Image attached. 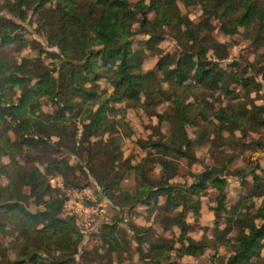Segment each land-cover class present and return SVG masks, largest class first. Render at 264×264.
I'll return each mask as SVG.
<instances>
[{"label": "trees", "instance_id": "obj_1", "mask_svg": "<svg viewBox=\"0 0 264 264\" xmlns=\"http://www.w3.org/2000/svg\"><path fill=\"white\" fill-rule=\"evenodd\" d=\"M176 1L0 0V8L19 20L25 18L27 11L33 13L38 31L44 35L48 46L57 50L38 49L39 55L45 52L57 61L52 66L44 64L39 56L21 57L18 62L8 63L0 55V176L6 180L1 188L5 199L0 205V234L13 237L12 248L23 240V246L10 264H76L74 255L81 235L72 216L62 215L63 197L55 195L56 189L50 186L47 178L60 175L65 181L63 186L80 188L83 185L75 180L74 166L58 158L40 159L42 170L32 166L27 171L17 158L23 149L38 152V149H59L69 155H79L81 147L74 140V118L80 116V137L95 138L104 132L109 115L116 111L112 104L118 102H136L141 96L154 99L156 95L159 100H168L173 107L168 119L174 132L168 136L166 144H150L152 154H147L142 163L135 166L139 180L132 192L118 190V175L112 169L116 160L114 139H109L106 146H109L111 174L107 173L106 165L99 169L88 167L90 176L101 187V195L121 208L140 203L163 210L181 206V210L190 209L194 215L197 212L198 203L190 202L182 186L169 182L175 171L174 158L196 160L189 149L199 141L200 134L190 139L185 127L196 124V118H206L205 108L184 102L181 93L190 87H198L231 98L237 95L238 89L244 93L259 89L261 84L255 77L259 76L264 83V50L256 54L252 62L246 63L245 68L226 69L220 64L228 56L226 45L216 41L211 30L212 21H216L222 34L240 33L257 51L264 47V0H181L185 7H200L201 19L195 24L180 12ZM135 23L138 31L147 36L138 40L137 48L134 47L135 31L132 28ZM167 26L175 27L174 38L180 48L178 55L173 58L164 54L152 69L143 71L144 51L154 50ZM18 28L14 20L0 17V49L5 46L20 49L28 45L16 34ZM209 51L214 60L206 58ZM248 69L250 75H246ZM156 72L161 77L157 78ZM100 79H105L111 87L110 93L96 91L95 85ZM89 100L95 102V108L86 104ZM45 103L56 105L53 113L41 109ZM245 111L247 116L229 106L222 107L211 114L216 123L208 122L217 133L220 128L231 130L229 125L233 129L264 125V108L252 105ZM157 118L163 120L161 114H157ZM8 130H13L19 138H10ZM52 138L55 140L50 143ZM154 150L157 151L156 158ZM168 156L170 158H166ZM146 163L159 165L164 178L154 182L147 177ZM221 173V168L207 166L185 191L193 194L207 184L217 191L215 210L222 211L224 226L215 228L214 241L230 250L221 264H264V205L252 214L242 210L248 199L226 206L225 180ZM250 176L254 191L249 198L261 196L264 181L254 172ZM15 178L28 186L27 196L42 207L40 210L30 211L21 203V193L10 185ZM243 183L244 180H240V184ZM160 197H163L162 205L158 204ZM181 217L182 212L171 217L169 222L176 225L179 235L183 236L189 226ZM7 225L12 229L7 230ZM230 231L235 232L233 241L226 236ZM183 239L180 248L187 254L197 255L203 251V244ZM137 241V245L144 242L140 237ZM107 242L112 250H116L115 240L109 238ZM146 251L149 254L147 261L152 264H160V260L167 257L163 242H149ZM168 264L176 263L168 261Z\"/></svg>", "mask_w": 264, "mask_h": 264}, {"label": "rangeland", "instance_id": "obj_2", "mask_svg": "<svg viewBox=\"0 0 264 264\" xmlns=\"http://www.w3.org/2000/svg\"><path fill=\"white\" fill-rule=\"evenodd\" d=\"M134 1V0H131ZM177 6L182 14H185L194 24L200 21L201 11L198 5L184 6L181 0H177ZM1 4V3H0ZM0 17H7L14 20L19 28L16 34L22 36L27 42V46L16 49L17 47L5 46L0 49L1 57L8 63L18 62L21 57L39 56L44 64L51 66L57 61L46 56L45 52H57L54 47H49L36 27L33 13L27 11L23 20H19L7 14L0 8ZM151 18V14H148ZM135 31L134 47L137 48L138 40H144L146 35L138 31L137 23L132 25ZM163 37L157 43L154 50H145V58L141 64L143 71L152 69L156 60L164 54H169L175 58L179 52V46L174 38L175 27L167 26L163 28ZM212 37L224 43L227 48V58L220 62L226 69L241 70L245 64L252 62L255 55L262 52L264 47L253 50L250 40L244 38L240 33L233 35H224L218 30L216 21H212ZM38 49L43 50L40 55ZM208 60H214L210 51L206 54ZM234 63V65H232ZM249 69L246 75H250ZM156 77H161L156 72ZM261 86L258 90L250 89L244 93L238 89L237 95L228 98L218 91L202 90L198 87H190L188 90H182L181 97L184 102H191L193 105H202L205 108L206 118L204 120L196 118L197 123L192 126H186L185 130L190 139H194L196 134H200L199 141L194 143L189 152L196 160L188 161L184 157L174 158L175 171L170 183L182 186L184 194L189 195L190 202L198 203V209L195 215L190 209L181 210V206L173 207L167 210L153 208L151 205L135 204L132 207H119L113 201L101 195V187L97 185L90 176L88 167L99 169L106 165L107 173L111 174L110 158L106 144L109 139H114L113 149L116 152V160L112 163L113 170L118 175V190L132 192L137 186L139 180L138 171L135 166L142 163V159L147 154H152L151 143L161 142L166 144L170 134L174 132L168 116L172 113L173 107L168 100H159L144 98L141 96L136 102H118L112 104L116 109L115 113L109 115L105 123L104 132L97 137H80L81 120L80 116L74 118L76 129L74 140L78 141L79 155L73 156L63 153L62 150H25L23 149L17 161L22 168L27 171L36 166L42 170L43 164L40 159L58 158L62 162L74 166L75 180L79 185H83L78 190V194L72 198L80 206L76 207V212L71 216L74 224L80 233V241L76 247L74 255L76 264H152L148 260L147 246L149 242H163L166 246V258L160 260V264L169 262L176 264H221L230 252L229 248L215 243L217 236L215 228L222 229L224 226V217L221 210L216 209V189L207 184L205 188L193 194L185 191L197 175L207 166H215L222 169L221 177L225 180V199L224 204L240 203L243 199H248V203L243 204L242 210H248L252 214L256 208L264 205V193L258 197H250L253 193L250 173L254 172L264 181V125H253V127H239L240 129L231 130L220 128L214 129L208 121L216 123L212 118V112L229 106L231 110L242 113L247 116L248 110L252 105L264 108V83L259 76L255 77ZM165 87V85H163ZM233 88V87H232ZM96 91L101 94L110 93L111 87L105 81L100 79L95 85ZM13 99V98H12ZM98 100L97 102H99ZM95 108L94 101H87ZM44 112L53 113L56 109L55 104L45 103L41 106ZM157 114H161L163 120L158 121ZM193 115L190 113V116ZM264 116V114H262ZM7 120H10L7 117ZM7 135L10 138L18 139L19 135L13 130H8ZM55 140L52 138L50 143ZM89 148V150H87ZM157 151L154 150V158ZM173 153L170 152V155ZM29 156H31L29 158ZM41 156L43 158H41ZM36 158V159H33ZM166 158H170L169 156ZM5 158H3L4 160ZM145 172L154 182L164 178L160 166L154 163L145 164ZM50 186L54 189L55 195L64 197L62 191L57 187V183H64L60 175L47 176ZM240 180L245 183L240 184ZM6 184L3 176H0V205L3 204L5 194L1 190ZM13 190L21 193V203L30 211L40 210L42 207L33 203L29 198V188L17 178L10 182ZM113 192H117L114 190ZM158 204H163V197L158 199ZM158 207V206H157ZM182 212L181 219L188 224V231L179 235V228L169 222V219ZM69 216V215H68ZM4 222L6 220H3ZM256 223H259L256 220ZM11 230V225L6 226ZM230 241H233L235 232L230 231L227 235ZM144 240L141 245H137V238ZM115 240L116 250H112L108 245V239ZM192 239L203 244L204 249L200 254L191 255L180 248L182 239ZM183 239V241H185ZM13 237L2 236L0 234V264H10L11 260L16 258L17 250L23 246V240L20 239L15 248H12ZM215 243V244H214ZM138 248L142 251L139 252ZM179 248V249H178ZM142 255L146 256L142 258Z\"/></svg>", "mask_w": 264, "mask_h": 264}, {"label": "built area", "instance_id": "obj_3", "mask_svg": "<svg viewBox=\"0 0 264 264\" xmlns=\"http://www.w3.org/2000/svg\"><path fill=\"white\" fill-rule=\"evenodd\" d=\"M57 187L64 195L62 202V215L71 216L72 213L76 212V207L80 206L72 200V198L78 194V190L76 188L65 187L62 183H57ZM80 209L82 210L83 208L80 206Z\"/></svg>", "mask_w": 264, "mask_h": 264}]
</instances>
